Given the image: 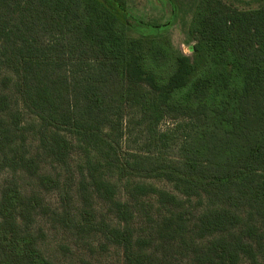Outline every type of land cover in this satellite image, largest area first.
I'll use <instances>...</instances> for the list:
<instances>
[{
	"label": "trees",
	"instance_id": "16d2710c",
	"mask_svg": "<svg viewBox=\"0 0 264 264\" xmlns=\"http://www.w3.org/2000/svg\"><path fill=\"white\" fill-rule=\"evenodd\" d=\"M127 3L0 0V264H63L43 229L89 260L264 264V0H197L188 55Z\"/></svg>",
	"mask_w": 264,
	"mask_h": 264
},
{
	"label": "rangeland",
	"instance_id": "374dc122",
	"mask_svg": "<svg viewBox=\"0 0 264 264\" xmlns=\"http://www.w3.org/2000/svg\"><path fill=\"white\" fill-rule=\"evenodd\" d=\"M197 0H127V7L131 12L132 17L140 23H148L150 25H162L169 27V34L175 46L181 49L184 54L190 53V44L187 34L188 22L191 18V11ZM232 3L239 8H255L260 3V0H224ZM173 5L175 7L173 8ZM176 13V17H174ZM135 20V19H134ZM182 123L186 125V121L183 119H165L160 129L165 130L173 128L175 124ZM115 135V133H114ZM136 134L126 135L123 137L120 144L124 149H132L134 147ZM4 178V175H0V181ZM157 186H164L163 183L154 182ZM167 187V186H165ZM49 199L50 195H46ZM46 232L45 240L41 243V248L44 253L60 263L63 264H118L119 256L116 251H111L105 256L99 259H88V254L79 255L77 251H74L72 247L63 249L62 247L69 246L70 242L63 235L59 233L50 232L47 229H43ZM71 246V245H70Z\"/></svg>",
	"mask_w": 264,
	"mask_h": 264
}]
</instances>
